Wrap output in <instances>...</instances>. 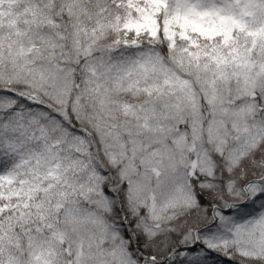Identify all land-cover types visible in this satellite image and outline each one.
Masks as SVG:
<instances>
[{"label":"snow or ice","instance_id":"6c2138e0","mask_svg":"<svg viewBox=\"0 0 264 264\" xmlns=\"http://www.w3.org/2000/svg\"><path fill=\"white\" fill-rule=\"evenodd\" d=\"M0 264H264V0H0Z\"/></svg>","mask_w":264,"mask_h":264}]
</instances>
